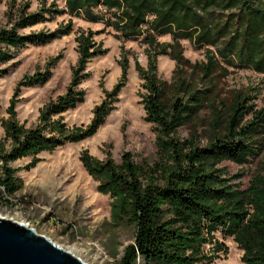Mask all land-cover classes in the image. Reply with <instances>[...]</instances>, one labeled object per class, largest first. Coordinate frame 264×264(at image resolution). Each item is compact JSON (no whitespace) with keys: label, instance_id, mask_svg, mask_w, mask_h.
Returning a JSON list of instances; mask_svg holds the SVG:
<instances>
[{"label":"trees","instance_id":"obj_1","mask_svg":"<svg viewBox=\"0 0 264 264\" xmlns=\"http://www.w3.org/2000/svg\"><path fill=\"white\" fill-rule=\"evenodd\" d=\"M100 6L113 9L110 17ZM27 7L10 11L9 25L0 28V67L28 46H46L70 34V20L51 31L21 32L55 14L104 22L115 30L117 39L140 37L147 46V67L136 61L135 71L143 81L144 121L154 128L160 161L144 171L129 153L122 155L118 165L110 157L99 161L87 152L80 155L84 169L98 182L97 192L112 200L113 222H125L134 229L133 242L124 248L117 264H214L227 253L216 240L217 234L235 242L242 251V264H264V166L246 189L236 182L240 175L228 177L219 168L222 162L242 166L262 153L264 107L256 109V95L237 93L230 103L221 102L218 108L212 94L216 71L225 75L229 68L250 69L264 75V0H65L63 9L51 4L32 13L26 12ZM96 33L80 30L76 34L78 60L66 92L40 112L34 128L27 129L17 121V97L22 88L46 84L51 72L47 69L25 77L17 85L6 110L9 117L0 119L4 131L0 141V200L15 196L22 187L16 177L18 170L11 163L30 158L27 169L36 167L42 153L93 137L115 109L127 82L129 61L125 56L119 62L118 84L104 93L90 124L70 129L62 121L64 113L85 101L80 86L90 78L87 64L107 53L95 40ZM164 34L175 39L172 44L157 40L156 35ZM179 39L215 51L206 49V61L192 66L205 84L179 78L176 97L167 105L156 61L158 56H167L179 68L186 66ZM56 61L52 59L48 66ZM2 73L0 70V76ZM207 105L212 118L205 146L176 138L177 131ZM208 245L211 247L206 251Z\"/></svg>","mask_w":264,"mask_h":264},{"label":"rangeland","instance_id":"obj_2","mask_svg":"<svg viewBox=\"0 0 264 264\" xmlns=\"http://www.w3.org/2000/svg\"><path fill=\"white\" fill-rule=\"evenodd\" d=\"M28 4L27 13L49 8L55 4L57 9L65 7V0H0V28L8 26V13ZM110 17L113 9L106 10ZM45 16H48L45 13ZM72 23V32L56 39L46 46H28L18 52L16 58L0 67L4 71L0 76V119L7 120L6 110L17 85L25 77L51 72L50 80L43 86L22 88L16 105L17 121L25 128H34L39 123L40 112L63 95L70 83L72 70L76 67L78 54L75 36L80 31L97 32L95 40L107 51L104 56L92 59L86 67L90 78L84 81L80 89L85 92V101L73 110L62 115V121L68 128H85L93 118V110L118 84L121 77L119 62L122 56L129 61L127 82L118 95L115 109L106 118L96 134L77 144H67L52 153L39 155L36 167L27 169L30 158H25L10 166L17 171L16 177L22 187L13 197L0 200V218L10 220L33 229L36 234L49 239L52 243L69 252L85 264H117L124 248L133 242L134 229L123 222L115 224L111 216L112 200L97 192L98 182L93 180L82 163L80 155L87 152L93 158L104 161L110 157L115 164L121 163V157L129 153L135 164L147 171L160 161L156 146V133L151 124L144 121L145 112L141 104L143 81L135 71V62L146 68L148 64L147 46L140 37L121 41L115 37V30L104 22H90L69 14H55L51 19L36 24L21 32L51 31ZM161 44H172L175 40L170 34L156 35ZM123 47V51L121 49ZM179 47L186 66L179 68L176 62L167 56H158L156 65L158 77L165 88L164 102L169 105L176 97V84L179 78L205 84L192 66L205 62L206 49L197 48L188 39H179ZM123 53V54H122ZM57 59L53 66H48ZM256 95L253 101L256 109L264 107V75L250 69H228L223 75L215 72L213 80V101L218 108L221 102L230 103L237 94ZM212 110L205 106L189 124L181 127L176 138L192 141L205 146L210 133L209 122ZM4 131L0 122V141ZM264 166V149L254 159L242 166L231 162H222L228 177L240 175L236 181L241 189H246ZM216 240L227 248L214 264H242V251L231 238L216 235ZM211 245L205 249L208 251Z\"/></svg>","mask_w":264,"mask_h":264},{"label":"water","instance_id":"obj_3","mask_svg":"<svg viewBox=\"0 0 264 264\" xmlns=\"http://www.w3.org/2000/svg\"><path fill=\"white\" fill-rule=\"evenodd\" d=\"M0 264H85L25 225L0 218Z\"/></svg>","mask_w":264,"mask_h":264},{"label":"bare ground","instance_id":"obj_4","mask_svg":"<svg viewBox=\"0 0 264 264\" xmlns=\"http://www.w3.org/2000/svg\"><path fill=\"white\" fill-rule=\"evenodd\" d=\"M69 253V252H68ZM72 255V254H71Z\"/></svg>","mask_w":264,"mask_h":264}]
</instances>
